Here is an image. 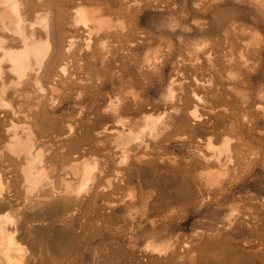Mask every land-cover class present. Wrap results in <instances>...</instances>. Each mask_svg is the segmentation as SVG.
I'll list each match as a JSON object with an SVG mask.
<instances>
[{"label":"rangeland","instance_id":"rangeland-1","mask_svg":"<svg viewBox=\"0 0 264 264\" xmlns=\"http://www.w3.org/2000/svg\"><path fill=\"white\" fill-rule=\"evenodd\" d=\"M35 1L36 7L30 17L49 16V23L54 22L51 27L57 28L62 34L63 55L51 78L41 81L47 92L44 90L41 94L33 84H21L19 87L23 92L18 98L10 95L4 98L5 106L10 103L9 108H18V104L22 102L20 109L24 116L22 114L14 120L15 122L9 119L1 122L0 150L8 141L6 128L24 135L26 133H22V129L26 127V132L29 127V131L35 134L32 135L35 136L33 140L39 142L36 143L37 151L42 146L38 153H41L42 156L39 155L43 161L37 165L38 174H41L28 177L26 169L21 168L25 165L22 157L18 159L11 151V154L6 150L0 151L5 154L3 156L0 153V186L3 188L0 187L3 197H0V202L2 200L6 204L7 200L11 204L2 208L3 203H0V214H3L0 223V239L3 240H0V264H12L10 261L16 256L20 260L15 258L13 264H120L133 257L130 253L133 244L137 245L140 257L133 264H156L151 254L158 256V253L146 246H166L167 242H172L169 243L172 250L178 248L182 250L181 253L185 252L189 242H193L195 248L203 249L201 253L194 251V255H197L196 264H219L218 260L221 258L226 264H264V25L254 23L253 19L258 17L256 10L246 5L245 17L242 16L239 8L245 3L241 0ZM83 7L111 17L114 25L117 22L115 30H101L100 34L95 36L96 32L90 31L94 25L84 26L78 15V11ZM234 21L237 22L238 29L232 35L235 41L231 44L225 37ZM38 25L40 24H37L36 28L39 30L42 26ZM94 30L98 32L97 29ZM90 33L93 37L88 40ZM215 37L217 38L214 39ZM72 42L75 45L71 50H67ZM213 44L218 48L217 53L216 50L213 53ZM63 62H67L65 72H62L59 66ZM106 64H109L108 67ZM48 84H52V88ZM55 86H58L59 91ZM23 89L31 95L24 94ZM187 90L194 96L187 112H194L195 109L199 119L195 120L190 115L192 128H185L183 125L169 137L168 133H171L172 129L166 122L170 120L169 115L177 106L176 96L186 93ZM51 93L54 94L50 96ZM110 95L114 96L110 98ZM94 98L97 101L93 100ZM104 104L107 105L106 111L103 110ZM129 105L134 106L133 108L140 105L143 109L137 114L124 112L122 108ZM29 108H32L33 112ZM4 109L6 110V107ZM39 115L43 119L40 120ZM100 116H109V120L97 121ZM147 118L150 119L149 122L155 121L153 126L156 131L152 138L148 137V142L152 144L149 143L148 149L142 146L137 153L136 150L131 151L133 154L130 153L126 163L118 165L123 156L118 142L120 131L125 130L127 133L130 129L133 136H140L142 132L149 135L150 130L145 127ZM49 119L56 122V128L47 125ZM130 121L134 123L129 125ZM27 124L32 125L30 127ZM75 130L77 134L74 133ZM85 131L86 133H83ZM40 134L42 137L46 135L42 138L44 142L40 139ZM81 136L88 139L81 145L79 152L73 155L71 161L61 163L63 152ZM55 137L59 139L56 140ZM225 138H228L230 160H233H228L229 153L223 152L220 155L223 163L205 162L206 155L216 157L221 153ZM136 141L134 139L131 143L135 144ZM96 144L99 146L96 147ZM2 156L5 158L2 159ZM9 159H18L22 164L13 169ZM105 163L106 166L109 164L106 168ZM105 169L107 170L104 171ZM101 170L104 175H101ZM84 172L90 174L89 182H83L87 177ZM47 177L52 178L54 184ZM108 179L113 185L109 188L110 192L118 186L117 191H113L109 197V206L105 204L107 199L96 197V194L102 192L109 184ZM38 180L41 182L39 186H46L45 189L42 186L35 189ZM182 180L194 188V193L178 198L177 186ZM33 183L35 190L30 189L33 188ZM199 183H202L207 191L203 197L197 196L196 193ZM56 186L60 194L55 196L57 199L53 197ZM80 187H84L83 190L81 188L82 192L79 191ZM67 189L69 192H65ZM31 190H37L35 195ZM37 194L38 197L41 196L39 199H44L42 203L36 197ZM80 196L84 198L80 200ZM163 198L171 201L172 206L168 207L170 210L162 203ZM65 202H68L67 207H71L66 208L65 212L59 211L49 216L52 219L44 217V221L40 220L39 223H36L37 220H28L32 212L33 215L34 212L37 215L36 210L40 213L39 208L42 209L43 205L46 209L47 203L48 207L54 203L64 207ZM36 205L38 208L34 207ZM48 223L51 225L50 231L44 230ZM34 226L39 230L42 227L43 230L32 233L31 228L33 230ZM60 229L65 232L64 235L57 233ZM1 230H5L3 234ZM131 235L134 238L130 241ZM12 241H17L16 245H13L15 243ZM7 247H11L9 253L5 252H8ZM19 251L20 256L17 255L20 254Z\"/></svg>","mask_w":264,"mask_h":264},{"label":"bare ground","instance_id":"bare-ground-1","mask_svg":"<svg viewBox=\"0 0 264 264\" xmlns=\"http://www.w3.org/2000/svg\"><path fill=\"white\" fill-rule=\"evenodd\" d=\"M35 1V0H34ZM34 1L33 0H0V124H1V122H3V121H5V120H7V119H9V121L11 120L12 122H15L14 120L17 118L18 119V117H20L22 114H23V116H24V113H22V110L20 109V103H22V102H18L19 104V107L17 108V107H10L9 108V104L10 103H7L6 105L7 106H5V103H4V98H5V96H8V95H10V96H13V97H19L20 96V94L23 92H21V89H20V87H19V85H24V84H33V86L36 88V90H38V92H40L41 94H43V92L42 91H46V87L45 86H43V83H41V81H43V79H46V80H49L50 78H51V76L53 75V71H54V69H55V66L56 65H58L59 63H60V61H61V59H62V55H63V39H62V34L58 31V29L57 28H55V27H51V23L53 22V21H50V23H49V20H48V18H49V16H47L46 17V15H43V16H36V17H34V18H31L30 16L32 15V12L35 10V7H36V5L34 4ZM206 1H208V0H206ZM233 1V0H232ZM241 1H244V5H243V7H241V8H239V10L241 9V14H242V16H244L245 17V14H246V11H247V8H246V5H248V6H252L256 11V14H258V17L256 16L254 19H253V21H254V23H258V24H262V25H264V17H263V13H264V0H241ZM36 2V1H35ZM200 2V1H199ZM209 2V1H208ZM198 5V4H197ZM80 9V8H79ZM101 9V8H100ZM99 9V10H100ZM98 10V11H99ZM50 11V10H49ZM55 12V11H54ZM101 13V12H100ZM100 13L98 12L97 13V11L96 10H94V9H87V8H81L79 11H78V15H79V17H80V19H81V21H82V23H83V25L85 26V25H88V24H93L94 25V27H93V30H92V28L90 29V31H95L96 32V34H95V36H97L98 34H100V32H101V30H104V31H110V30H112V29H114L115 30V27H116V23H115V25L113 24L114 22H113V20L111 19V17H106V16H104V14H102V15H100ZM49 14V13H48ZM54 14V13H53ZM50 15V14H49ZM53 16V15H52ZM38 17V18H37ZM35 18H37V19H35ZM53 18H54V16H53ZM51 19H52V17H51ZM29 20V21H28ZM54 20V19H53ZM54 23V22H53ZM79 23V22H78ZM118 23H119V21H118ZM200 23V22H199ZM37 24H40L42 27H40V29L38 30L37 28H36V26H37ZM40 25H38V26H40ZM63 25V24H62ZM121 27H123V25H122V23H120L119 24ZM52 26H53V24H52ZM119 26V27H120ZM64 27V26H63ZM89 27V26H88ZM42 29V30H41ZM88 29V30H89ZM94 29H97L98 30V32L96 31V30H94ZM124 29V28H123ZM237 29H238V24H237V22L236 21H234L233 23H232V25H231V27H229V29L227 30V35H226V37H225V39H227V42L228 43H231V42H233V41H235V40H233V38H232V35L234 34V33H236V31H237ZM40 30L41 31H43V33L44 34H42L41 32H40ZM100 30V31H99ZM89 31V32H90ZM122 31V30H121ZM116 32H118V30L116 31ZM92 33V32H91ZM91 33L88 35V37H89V39L88 40H91L92 39V37L93 36H91ZM110 33V32H109ZM108 33V34H109ZM239 33V32H238ZM92 35H93V33H92ZM87 37V38H88ZM217 37H215L214 39H216ZM112 39V38H111ZM66 40V39H65ZM70 40H72V39H70ZM103 41H106V40H104L103 39ZM102 41V42H103ZM225 41V40H224ZM67 42V41H66ZM65 42V43H66ZM91 42V41H90ZM234 43V42H233ZM233 43H231V44H233ZM67 44V43H66ZM89 42H88V46H89ZM223 44V43H222ZM75 44H74V42H72V43H70L69 45H68V47H67V50H71V48L74 46ZM103 45V44H102ZM110 45V44H109ZM113 45V44H112ZM218 45V44H217ZM220 45V44H219ZM237 45V44H236ZM115 46V45H114ZM117 46V45H116ZM115 46V47H116ZM206 46H209V45H206ZM107 47V46H106ZM106 47H105V49H106ZM113 47V46H112ZM221 47V46H220ZM247 47V46H246ZM206 48V47H205ZM213 48H214V50H213ZM213 48H212V50H213V53L215 52V50H216V53H217V51H218V48H217V46H216V44H213ZM114 50H115V48H114ZM243 50V49H242ZM111 52H113V50H110ZM206 51V50H205ZM107 52V51H106ZM109 52V51H108ZM110 52V54H114V53H111ZM194 52V51H193ZM210 52V51H209ZM109 54V55H110ZM223 54V53H222ZM96 55V54H95ZM209 55V54H208ZM115 56V55H114ZM113 56V57H114ZM219 56H220V54H219ZM242 56V55H241ZM109 57V56H108ZM198 57V56H197ZM244 57V56H243ZM230 58V57H229ZM70 59V58H69ZM100 59H102V58H100ZM115 59V58H114ZM212 59H214V58H212ZM215 59H216V57H215ZM199 60V59H198ZM230 60V59H229ZM67 61V60H66ZM103 61V60H102ZM108 61H109V59H108ZM231 61H233V60H231ZM231 61H229V62H231ZM239 61V60H238ZM237 61V62H238ZM66 63L67 62H63L62 64H60L59 66H60V70L62 71V72H65L66 70H67V65H66ZM77 63V62H76ZM80 63V62H79ZM109 63V62H108ZM111 63V62H110ZM228 63V62H227ZM238 63H240V65L242 64L241 62H238ZM69 64V63H68ZM103 64H104V62H103ZM156 64V63H155ZM229 64V63H228ZM248 64V63H247ZM73 65V64H72ZM107 66L106 67H108V65L109 64H106ZM238 65V64H237ZM243 65V64H242ZM94 66V65H93ZM104 66V65H103ZM239 66V65H238ZM245 66H246V64H245ZM85 67V66H84ZM243 67V66H242ZM91 69V68H90ZM98 71V70H97ZM101 72V71H100ZM58 74V73H57ZM56 79V78H55ZM61 79V78H60ZM64 79V78H63ZM90 79V78H89ZM58 81H60L59 79H58ZM100 81V80H99ZM112 81V80H111ZM182 81H183V79H182ZM181 81V82H182ZM25 82V83H24ZM62 82V84H63V81H61ZM65 82H66V80H65ZM65 82H64V84H65ZM87 82V81H86ZM96 82V81H95ZM54 83H55V81H54ZM58 84H59V82H58ZM57 84V85H58ZM61 84V83H60ZM88 84V83H87ZM200 84V83H199ZM48 85H50V87L52 86V84H48ZM84 85V84H83ZM82 85V86H83ZM189 85H192V84H189ZM198 85V84H197ZM201 85V84H200ZM27 86H29V85H27ZM113 86V85H112ZM46 89H45V88ZM57 87L58 86H55V88H56V90H58L57 89ZM67 87H68V84H67ZM84 87V86H83ZM87 87H88V85H87ZM86 86H85V88H87ZM97 87V86H96ZM21 88H23L22 86H21ZM26 88V87H25ZM52 88V87H51ZM50 88V89H51ZM53 89H54V87H53ZM52 89V90H53ZM66 89V88H65ZM95 89H97V88H95ZM100 89H101V87H100ZM24 90V89H23ZM34 90V89H33ZM35 90V92H37ZM25 91V90H24ZM55 91V90H54ZM59 91V90H58ZM28 92L29 91H27V93H26V91L24 92V94H28ZM34 92V93H35ZM47 92V91H46ZM56 92V91H55ZM96 92V91H95ZM30 93H32V91L30 92ZM33 93V94H34ZM94 93V92H93ZM110 93V92H109ZM195 93V92H194ZM23 94V95H24ZM35 94H38V93H35ZM48 94V93H47ZM54 94V93H53ZM52 93L51 94H49L50 96L51 95H53ZM95 94V93H94ZM108 94V93H107ZM197 94V93H196ZM29 95H31V94H28V96ZM45 95V94H44ZM43 95V96H44ZM48 95V96H49ZM81 95V94H80ZM84 95H86V94H84ZM83 95V96H84ZM91 95V94H90ZM45 96H47V95H45ZM44 96V97H45ZM92 96H94V95H92ZM111 96V95H110ZM114 96V95H113ZM113 96H111L110 98H112ZM199 96V95H198ZM13 97H11V98H13ZM22 97V96H21ZM91 97V96H90ZM107 97V96H106ZM177 98H178V100H176L175 102H176V104H175V109H174V112L172 113V114H168L169 115V118H170V120L168 121V122H166L167 124L166 125H168V127H170V129H172L171 130V133H168L167 131H166V133H168V135H169V137L171 136V135H173V132H176L177 130H178V128H180L181 126H183V125H185V128H189V127H191L190 126V115L195 119V120H198L199 119V114H197L196 113V110L194 109L193 111L194 112H187V110H189L190 109V106H191V104H192V102L194 101V96L193 95H191V91H186V93H181L180 95H178V96H176ZM23 98V97H22ZM22 98H20L21 99V101H22ZM97 98H98V96H97ZM103 98V97H102ZM109 98V97H108ZM176 98V99H177ZM7 99V98H6ZM19 99V100H20ZM25 99V98H24ZM27 99V98H26ZM44 99V98H43ZM54 99V98H53ZM79 100H80V98H78ZM130 99V98H129ZM175 99V98H174ZM173 99V100H174ZM197 99H200V98H197ZM92 100V99H91ZM93 100H96V98H94ZM92 100V102H94ZM113 100H116V99H114L113 98ZM112 100V101H113ZM118 100V99H117ZM202 100V99H201ZM29 101V100H28ZM31 101V100H30ZM40 101H41V99H40ZM45 102H47L46 100H44ZM81 101H83V100H81ZM97 101V100H96ZM99 101V100H98ZM103 101V100H102ZM110 101V100H109ZM111 101V102H112ZM200 101V100H199ZM16 102H17V100H16ZM39 102V101H38ZM42 102H43V100H42ZM44 102V103H45ZM101 102V101H100ZM100 102H98L99 104H100ZM139 102H140V100H139ZM115 103V102H114ZM117 103V102H116ZM17 103H15V106H17L16 105ZM49 104V103H48ZM92 104H94V103H92ZM108 104V103H107ZM127 104V103H126ZM3 105H4V107H6V110L4 109V107H3ZM95 105V104H94ZM112 105V104H111ZM123 105V104H122ZM134 105H135V103H134ZM53 106V105H52ZM103 106V105H102ZM109 106V105H108ZM22 107V106H21ZM58 107V106H57ZM101 107V106H100ZM107 107V105H105L104 104V107H103V110H105L106 111V108ZM114 107V106H113ZM116 107V106H115ZM134 106H126V108H122V110L124 111V112H127V113H133V114H137L139 111H141V109H143V106H140V105H137V107L135 106V108H133ZM7 108H9L8 110H7ZM24 108V107H23ZM92 108H93V106H92ZM146 108V107H145ZM30 109V108H29ZM32 109V108H31ZM30 109V110H31ZM37 109V108H36ZM39 109V108H38ZM58 109V108H57ZM79 109V108H78ZM85 109V108H84ZM102 109V108H101ZM116 109H117V107H116ZM24 110V109H23ZM29 110V111H30ZM35 110V109H34ZM75 110H77V109H75ZM80 110V109H79ZM79 110H77L78 112H80ZM98 110V109H97ZM108 110V109H107ZM113 110V109H112ZM112 110H111V112H112ZM25 111V110H24ZM29 111H27V112H29ZM32 111V110H31ZM74 111V110H73ZM76 111V112H77ZM81 111L83 112V110H82V107H81ZM87 111V110H86ZM89 111V110H88ZM91 111V110H90ZM118 111H119V109H118ZM33 112V111H32ZM36 112V111H35ZM39 112V111H38ZM75 112V111H74ZM85 112V111H84ZM95 112V111H94ZM98 112V111H97ZM108 112V111H107ZM113 112H116V111H113ZM121 112V111H120ZM26 113V112H25ZM30 113V112H29ZM88 113V112H87ZM106 113V112H105ZM104 113V114H105ZM117 113H119V112H117ZM189 115H188V114ZM45 114V113H44ZM90 114V113H89ZM108 114V113H107ZM110 114V113H109ZM116 114V113H115ZM47 115V114H46ZM51 115V114H50ZM64 115V114H63ZM62 115V116H63ZM80 115V114H79ZM81 115H83V114H81ZM168 115H167V118H168ZM27 115H25V117H26ZM40 116V115H39ZM48 116V115H47ZM112 116V115H111ZM116 116V115H115ZM24 117V118H25ZM41 117V116H40ZM46 117V116H45ZM51 117V116H50ZM52 117H54V116H52ZM60 117V116H59ZM71 117V116H70ZM77 117H78V115H77ZM31 118V117H30ZM57 118V117H56ZM61 118V117H60ZM139 118V117H138ZM137 118V119H138ZM166 118V119H167ZM27 119H29V117H27ZM32 119V118H31ZM41 119H43L42 117L40 118V120ZM100 119H104V120H109V116H100V117H98V119H97V121H99ZM112 119V118H111ZM136 119V118H135ZM201 119V118H200ZM26 120V119H25ZM30 120V119H29ZM38 120H39V118H38ZM47 120V119H46ZM71 120V119H70ZM77 120V119H76ZM96 120V119H95ZM140 120V119H139ZM149 118H147L146 119V128H148L149 130H150V134L149 135H146V133H144V132H142V135H138V134H136L137 136H133L132 134H130V129H129V131L126 133L125 132V130H121L120 131V133H119V136H118V139H119V145H120V148H121V151H122V154L121 155H123L122 156V158H121V160H120V164H119V162H118V165H121V163H126V161H127V159H129L128 157H129V155L131 156V154H133V153H131V151H134V150H136V152L135 153H137V150L139 149V148H141L142 146H144V148L145 147H147V146H150L149 145V143L150 142H148V141H150L149 139H148V137L150 136H153L152 134L156 131V128L153 126L154 124V122L155 121H152V122H149ZM86 121V120H85ZM135 121H137V120H135ZM33 122V121H32ZM39 122V121H38ZM42 122V121H41ZM107 122V121H106ZM113 122H115L114 120H113ZM112 122V123H113ZM132 121H130L129 122V125H131L130 123H131ZM145 122V121H144ZM44 122H42V124H43ZM68 123V122H67ZM97 123V122H96ZM132 123H134V122H132ZM139 123V122H138ZM5 124V123H4ZM3 124V125H4ZM42 124H41V126H42ZM47 124V123H46ZM105 124V123H104ZM126 124H128V123H126ZM156 124V123H155ZM6 125V124H5ZM13 125H15V124H13ZM27 125H29L30 127H31V125L32 124H27ZM38 125H39V123H38ZM48 126L50 125V128L51 127H54V128H56V122L55 121H53L52 119L50 120H48V124H47ZM95 125H97V124H95ZM95 125H94V127H95ZM134 125H136V124H134ZM26 126V125H25ZM78 126V125H77ZM79 126H80V124H79ZM101 126H102V124H101ZM133 126V125H132ZM162 126V125H161ZM161 126H158L159 128H161ZM164 126H165V124H164ZM40 127V126H39ZM68 127V126H67ZM114 127V126H113ZM49 128V129H50ZM165 128V127H164ZM192 128V127H191ZM2 129V128H1ZM25 129H26V127L24 128V130L22 129V131H24V132H22V133H26V134H22V135H19V133H18V131H11V129L10 128H6L5 130V132H7V134H9V137L7 138L8 139V141L6 142V143H4V145L1 147V150H2V152L3 151H11L12 152V154L14 155V153H15V155H16V157H18V159H19V157H22L23 159H24V163H25V165H23V167H21V168H23V169H26V171L28 172V177L29 176H33V177H35L37 174H38V169H37V165H38V163L39 162H41V161H43V159H41V157H40V155H41V153L39 152L38 153V151L39 150H41L42 149V146H41V144L39 145V146H41V148L40 149H38V151H37V146H36V143L38 142H35L34 140V138H35V136L33 137L32 135H35V134H33V133H31L30 131H29V127H28V129H27V131L25 132ZM47 129H48V127H47ZM76 129V128H75ZM104 129V128H103ZM32 130H34V129H32ZM31 130V131H32ZM40 130V129H39ZM87 130H89V129H87ZM91 130V129H90ZM96 130V129H95ZM148 130V131H149ZM157 130H158V128H157ZM160 130V129H159ZM158 130V131H159ZM162 130V129H161ZM189 130V129H188ZM4 131V130H3ZM50 131V130H49ZM52 131V130H51ZM76 131V132H75ZM74 131V133H76L77 134V130H75ZM39 132V131H38ZM44 131L42 130V133H43ZM47 132H48V130H47ZM66 132V131H65ZM94 132V131H93ZM160 132V131H159ZM180 132V131H179ZM11 133V134H10ZM40 133V132H39ZM61 133V132H60ZM72 133V132H71ZM80 134L82 133V132H79ZM83 133H86V131L85 132H83ZM134 133V132H133ZM147 133H149V132H147ZM157 133V132H156ZM21 134V133H20ZM46 134V133H45ZM49 134H50V132H49ZM49 134H46L47 136H49ZM53 134H54V132H53ZM114 134V133H113ZM160 134V133H159ZM45 135V136H46ZM64 135V134H63ZM87 135V134H86ZM4 136V135H3ZM43 136H44V134H43ZM44 136V137H45ZM61 136V135H60ZM65 136V135H64ZM64 136H61V137H64ZM71 136H72V134H71ZM76 136V135H75ZM103 136V135H102ZM40 139H42V138H44V137H42L41 136V134H40ZM54 137V136H53ZM61 137H60V140H61ZM65 137H67V136H65ZM77 137V136H76ZM117 137V136H116ZM177 137V136H176ZM187 137V136H186ZM37 138H38V134H37ZM49 138V137H48ZM56 138V137H55ZM109 138H111V136H109ZM152 138V137H151ZM154 138V137H153ZM183 138V137H182ZM34 139V140H33ZM57 139H59V138H56V140ZM88 139V137H86V136H81V138L80 139H78V140H76V141H73L69 146H68V148H66V150L63 152V154H64V156H63V159H62V162L61 163H63V164H65L66 162H69V161H71L72 160V157H73V155L75 154V153H78L79 152V150H80V148L82 147L81 145L82 144H84L85 143V141ZM93 139V138H92ZM134 139L135 140H137L136 141V143L134 144V143H131V142H133L134 141ZM37 140V139H36ZM43 140V142H44V139H42ZM46 140V139H45ZM95 140V139H94ZM96 140H98V139H96ZM152 140V139H151ZM153 140H155V139H153ZM41 141V140H40ZM47 141V140H46ZM45 141V142H46ZM156 141V140H155ZM52 142V141H51ZM50 142V143H51ZM96 142V141H95ZM98 142V141H97ZM96 142V143H97ZM39 143V142H38ZM47 144V143H46ZM94 144V143H93ZM99 144H100V141H99ZM99 144H98V146H99ZM103 144H105V143H103ZM132 144H134L133 146H132ZM150 144H152V143H150ZM38 145V144H37ZM49 145V144H48ZM54 145V144H53ZM57 145V144H56ZM101 145H102V143H101ZM43 146H45V144L43 145ZM47 146V145H46ZM96 147H98L97 146V144L95 145ZM102 146H104V145H102ZM50 147H52V146H50ZM49 147V148H50ZM109 147H111V146H109ZM39 148V147H38ZM55 148H56V146H55ZM84 148V147H83ZM86 148V147H85ZM94 148V147H93ZM149 148H151V147H149ZM51 149V148H50ZM95 149V148H94ZM97 149V148H96ZM147 149H148V147H147ZM0 150V151H1ZM54 151V150H53ZM82 151H83V149H82ZM139 151V150H138ZM221 153L220 154H218V155H216V157L215 156H208V157H206L205 156V162H212V163H215V162H222L223 163V158H221L220 157V155L223 153V152H228L229 154V156H228V160H230L231 159V155H230V148H229V141H228V138H225L224 139V141H223V144H222V147H221ZM2 152H0L2 155H3V153ZM11 152H10V154H11ZM88 152V151H87ZM117 152V151H116ZM89 153V152H88ZM91 153V152H90ZM131 153V154H130ZM40 154V155H39ZM43 155H44V153H42ZM77 155V154H76ZM214 155V154H213ZM3 156H5V154L3 155ZM1 157L2 159L3 158H5V157ZM42 156V155H41ZM15 157V156H14ZM44 158H46L45 156H43ZM42 157V158H43ZM47 157H49V155L47 156ZM145 157V156H144ZM95 158V157H94ZM114 158V157H113ZM17 159V160H18ZM46 159H50V158H46ZM46 159H44V160H46ZM139 159V158H138ZM143 159V158H142ZM17 160H15V159H9V162H10V166L11 167H13V169L15 168V167H17V165L18 164H20L21 162H19V161H17ZM51 160V159H50ZM49 160V161H50ZM108 160V159H107ZM146 160V159H145ZM148 160V159H147ZM200 160V159H199ZM233 160V159H232ZM232 160H230V161H232ZM5 161V160H4ZM48 161V162H49ZM95 161V160H94ZM114 161V160H113ZM197 161V160H196ZM225 161H226V158H225ZM45 162H47V161H45ZM105 162V161H104ZM140 162V161H139ZM201 162V161H200ZM2 163H3V161H2ZM54 162H52V165H54L53 164ZM91 163V162H90ZM96 163V162H95ZM108 163V162H107ZM116 163V162H115ZM5 164V163H4ZM22 164V163H21ZM20 164V165H21ZM6 165V164H5ZM58 165V164H57ZM56 165V166H57ZM96 165H97V163H96ZM95 165V167L97 168V166ZM108 165L109 164H107V166H106V163H105V168L106 167H108ZM201 165V164H200ZM9 166V167H10ZM47 166H48V164H47ZM55 166V167H56ZM101 166V165H100ZM8 167V168H9ZM50 167V166H49ZM94 166H93V169L95 168ZM45 168V167H44ZM57 168V167H56ZM66 168H67V166H66ZM42 169V168H41ZM46 169V168H45ZM102 169H103V167H102ZM10 170H12V169H10ZM21 170V169H20ZM50 171H51V169H49ZM54 170V169H53ZM56 170V169H55ZM54 170V171H55ZM65 170V169H64ZM85 170V169H84ZM107 169H105L104 171H106ZM14 171V170H13ZM16 171V170H15ZM25 171V172H26ZM44 171V170H43ZM42 171V172H43ZM47 171H48V169H47ZM49 171V172H50ZM92 171V170H91ZM93 171H95V170H93ZM98 171V170H97ZM103 171V172H104ZM45 172V171H44ZM60 172V171H59ZM67 172V171H66ZM65 172V173H66ZM99 172V171H98ZM97 172V173H98ZM102 172V170L100 171V173ZM3 173V172H2ZM12 173V172H11ZM16 173H18V171H16ZM46 173V172H45ZM48 173V172H47ZM46 173V174H47ZM56 173V172H55ZM63 173V172H62ZM85 174H86V172H84ZM90 173V172H89ZM97 173L95 174V175H97ZM99 173V174H100ZM106 173V172H105ZM21 174V173H20ZM23 174V173H22ZM27 174V173H26ZM39 174H41L40 172H39ZM38 174V175H39ZM76 174V173H75ZM104 175V173H101V175ZM24 175H25V173H24ZM44 175V174H43ZM48 175H50V174H48ZM100 175V176H101ZM46 176V175H45ZM86 179H85V181H84V179H83V182H89L88 180H89V178H90V174L88 175V174H86ZM148 176V175H147ZM23 177H25V179H27L28 177L27 176H23ZM27 177V178H26ZM31 177L29 178V179H31ZM84 177V176H83ZM95 177V176H94ZM94 177H93V179H94ZM109 177V176H108ZM193 177V176H192ZM16 178H17V176H16ZM39 178H40V176H39ZM48 178H50V177H47V179ZM65 178V177H64ZM35 179V178H34ZM33 179V180H34ZM42 179H43V177H42ZM41 179V180H42ZM45 179V178H44ZM43 179V180H44ZM46 179V180H47ZM110 179H111V177H110ZM110 179H108V180H110ZM195 179V178H194ZM198 178H196V180H197ZM1 180V179H0ZM14 180V179H13ZM18 180V179H17ZM21 180V179H20ZM32 180V179H31ZM42 180V181H43ZM50 180V182H52L53 180H52V178H50L49 179ZM52 180V181H51ZM92 180V179H91ZM24 181V180H23ZM28 181V180H27ZM48 181V180H47ZM7 182H8V180H7ZM25 182V181H24ZM34 183H35V181H33ZM39 182V183H38ZM38 182H36V183H38V185L36 186V188L35 189H38L39 187H41V186H39V184H41V182L38 180ZM54 182V181H53ZM52 182V184H54ZM65 182L67 183V181L65 180ZM165 182V181H164ZM198 182H200V181H198ZM1 183V182H0ZM28 183H29V181H28ZM28 183H26V184H28ZM34 183H33V185H32V187L33 188H30V189H33V190H35L34 189ZM43 183V182H42ZM44 183H45V181H44ZM47 183V182H46ZM49 183V182H48ZM96 183H99V182H96ZM106 183H107V180H106ZM109 183V184H108ZM108 187L106 186V187H104L103 188V191L102 192H98L97 194H96V197L99 199H104V200H106L107 199V201L105 202V204L106 205H111L110 204V202L111 201H109V197H110V195L112 194V192L113 191H117V189H118V186H116V187H114V189H112V192H110L109 191V188L111 187V185H112V183H111V180L110 181H108ZM9 184V183H8ZM25 184V185H26ZM32 184V183H31ZM50 184V183H49ZM81 184H82V181H81ZM154 184V183H153ZM202 183H199V187L197 188V196H204L206 193H207V191H206V188L203 186V185H201ZM11 185V184H10ZM9 185V186H10ZM45 185V184H44ZM47 185V184H46ZM51 185V184H50ZM56 185V184H55ZM69 185V184H68ZM68 185H66V187L68 186ZM87 185V184H86ZM104 185V184H103ZM155 185V184H154ZM8 186V187H9ZM22 186V185H21ZM28 186H29V184H28ZM39 186V187H38ZM52 186V185H51ZM54 186V185H53ZM82 186H84V184L82 185ZM88 186V185H87ZM113 186V185H112ZM1 187V186H0ZM38 187V188H37ZM43 187V186H42ZM48 187V186H47ZM60 187H61V185H60ZM59 187V188H60ZM85 187V186H84ZM84 187H80L79 189V191H81L82 192V190H83V188ZM2 188V187H1ZM10 188V187H9ZM11 188H12V185H11ZM44 189L46 188V186L45 187H43ZM43 188H42V190H43ZM51 188V187H50ZM49 188V189H50ZM81 188H82V190H81ZM3 189V188H2ZM1 189V191H3ZM29 189V190H30ZM48 189V188H47ZM56 192H55V195L53 194V197H55V196H57V195H60L59 194V189H58V186H56ZM68 189H69V187H68ZM64 190L65 192H69V190ZM90 189H93V188H90ZM210 189V188H209ZM27 190V189H26ZM40 190V189H39ZM39 190H38V192H39ZM28 191V190H27ZM32 191V190H31ZM37 191V190H36ZM36 191H32L34 194L33 195H35V192ZM55 191V190H54ZM64 191H63V193H64ZM78 191V192H79ZM196 191V190H195ZM28 192H30V191H28ZM37 192V193H38ZM52 192V191H51ZM77 192V193H78ZM81 192H79V195H81L80 193ZM1 193V192H0ZM13 193V192H12ZM49 193H50V191H49ZM90 193V192H89ZM177 194V197L179 198V197H184V196H188V195H191L192 193H194V188H192L191 186H190V184L188 183V182H185L184 180H182V183H180L178 186H177V192H176ZM214 193V192H213ZM30 194H32V193H30ZM29 194V195H30ZM62 194V193H61ZM65 194V193H64ZM71 194V193H70ZM217 194H218V192H217ZM10 195V194H9ZM26 195V194H25ZM51 195V194H50ZM72 195H74V194H72ZM77 195V194H76ZM78 195V196H79ZM2 196V193L0 194V197ZM82 196H83V194H82ZM82 196H80L81 198H80V200H82V198H84V197H82ZM31 197H33V196H30V198ZM36 197H38V194L36 195ZM41 197V196H40ZM40 197H38V199L40 198ZM52 197V196H51ZM50 197V198H51ZM10 198H11V196H10ZM9 198V199H10ZM45 198V197H44ZM49 198V197H48ZM56 198V197H55ZM54 198V199H55ZM135 198V197H134ZM133 198V199H134ZM208 198V197H207ZM1 199H3V197H1ZM12 199V198H11ZM10 199V200H11ZM36 199V198H35ZM57 199V198H56ZM132 199V198H131ZM132 199V200H133ZM29 200H32V199H29ZM39 200H41V199H39ZM42 200H44L43 198H42ZM42 200H41V203H42ZM48 200V199H47ZM50 200H52L53 201V199H50ZM78 200V199H77ZM161 200V199H160ZM159 200V201H160ZM163 204L165 203V206H167V208L169 207H171L172 206V204H171V201L169 200H166V199H164L163 198ZM134 201H136V200H134ZM139 201V200H138ZM155 202L156 201H158V200H154ZM166 201V202H165ZM1 202L3 203V201L1 200ZM0 202V203H1ZM14 202V201H13ZM31 202V201H30ZM38 202V201H37ZM36 202V203H37ZM49 202H51V201H49ZM48 202V203H49ZM53 202H55V200L53 201ZM57 202V201H56ZM58 202H60V201H58ZM62 202V201H61ZM114 202V201H113ZM123 202V201H122ZM130 202V201H129ZM39 203V202H38ZM38 203H37V205H38ZM48 203H47V205H48ZM64 203V202H63ZM66 203H68V202H65V204H64V207H60V206H58L57 205V203L55 204H52V205H49V207L46 205V209L44 208V206L45 205H43L42 206V209L44 208V211H42V209L41 208H39L41 211H40V213H39V210H36L37 211V215H36V213L34 212V214L35 215H33L29 210H32V209H29L28 211L31 213V216H29L28 217V220H32V221H34V220H37V222L36 223H39L40 222V220H42V218H44V217H47V219L49 220V218L51 217V215H53V214H56L57 212H59V211H61V212H65L67 209H68V207L70 206H66ZM125 203V202H124ZM136 203V202H135ZM13 204V203H12ZM40 204V203H39ZM50 204V203H49ZM62 204V203H61ZM76 204H77V202H76ZM82 204V203H81ZM80 204V205H81ZM113 204V203H112ZM155 204V203H154ZM2 205V208H6V207H8V206H10L11 204L9 203V201H7L6 200V204H1ZM34 206V207H37L38 208V206ZM41 205V204H40ZM59 205H60V203H59ZM68 205V204H67ZM78 205V204H77ZM115 205V204H114ZM152 205H153V203H152ZM156 205V204H155ZM15 206V205H14ZM19 206H21V205H19ZM145 206V205H144ZM40 207V206H39ZM71 207V206H70ZM79 206H77V208H78ZM118 207V206H117ZM127 207L129 208V205H127ZM153 207V206H152ZM163 207V206H162ZM29 208V207H28ZM31 208V207H30ZM33 208V207H32ZM67 208V209H66ZM80 208V207H79ZM146 208V207H145ZM155 208V207H154ZM158 207H156V209H157ZM166 208V207H165ZM165 208H163V209H165ZM168 208V209H169ZM33 209H35V208H33ZM3 210V209H2ZM131 211H132V209H130ZM166 210V209H165ZM170 210V209H169ZM1 211V210H0ZM26 211V210H25ZM34 211V210H33ZM76 211V210H75ZM134 211V210H133ZM156 211V210H155ZM44 212V213H43ZM77 212V211H76ZM144 212H145V210H144ZM2 213V212H1ZM30 213H28V214H30ZM131 213H134V212H131ZM147 213V212H146ZM149 213V212H148ZM162 213V212H161ZM76 214V213H75ZM136 214V213H135ZM135 214H131V215H135ZM160 214V213H159ZM25 215V214H24ZM45 215V216H44ZM130 215V216H131ZM147 215H149V214H147ZM162 214H160V216H161ZM2 216H3V214H2ZM2 216H1V214H0V223L2 222ZM50 216V217H49ZM135 218V217H134ZM137 218V217H136ZM135 218V219H136ZM46 219V220H47ZM50 219H52V218H50ZM234 219V218H233ZM14 221V220H13ZM39 221V222H38ZM42 221H44V220H42ZM41 221V222H42ZM135 221V220H134ZM137 221H138V219H137ZM47 222V221H46ZM46 222H44V223H46ZM237 222V221H236ZM52 223V222H51ZM32 224V223H31ZM30 224V225H31ZM0 226H1V224H0ZM4 226V225H3ZM130 226V225H129ZM32 227H33V224H32ZM35 227V226H34ZM40 227V226H39ZM51 227V225H49V223H48V225H45L44 226V230H47V229H49ZM130 228V227H129ZM8 229V228H7ZM25 229V228H24ZM41 230H43L42 229V227L40 228ZM38 231L39 229L37 228V227H35L33 230H32V228H31V231H32V233H34L35 231ZM41 230H39V231H41ZM2 231V234H3V232L5 231H3V230H1ZM16 231V230H15ZM14 231V232H15ZM20 231V230H19ZM49 231H50V229H49ZM59 232H57L58 234L60 233V235H64V231L63 230H58ZM11 232H12V229H11ZM43 232V231H42ZM13 233V232H12ZM29 233H31V232H29ZM8 234H10L9 232H8ZM8 234H7V236H8ZM109 234V233H108ZM12 235L13 234H11V237H12ZM33 235V234H32ZM10 236V235H9ZM10 237V238H11ZM176 237V236H175ZM175 237H173V238H175ZM1 239H2V237H0ZM134 238V236L133 235H131L130 236V241L132 240ZM178 238V237H177ZM0 239V240H1ZM3 239H7V238H3ZM12 239V238H11ZM16 239V238H15ZM13 241H14V239H12ZM62 240V239H61ZM175 240H177V239H175ZM178 240H179V238H178ZM1 241H3V240H1ZM4 241H6V240H4ZM12 241V242H13ZM174 241V240H173ZM188 241V240H187ZM11 242V243H12ZM15 242H17V241H15ZM15 242H13V243H15ZM132 243V242H131ZM169 243H172V242H169ZM168 242H167V244H166V246H160V245H154V246H152V247H150L151 245H147L146 246V248H149V249H151L152 251H155L156 253H158V256H156V255H152L151 254V258L155 261V263L156 264H196V262H195V259H196V254L194 255V251L196 250L197 252H199V253H201V252H203V249H200V248H195L194 246H193V242H189V246H187L185 249H184V251L185 252H183V253H181V251L182 250H179L178 248L177 249H173L172 250V245H170ZM193 243V244H192ZM5 244V243H4ZM18 244V243H17ZM165 244V243H164ZM175 244V243H174ZM174 244H173V247H174ZM193 246H191V245ZM0 245L2 246V243L0 242ZM13 245H16V243L15 244H13ZM169 245H170V247L171 248H169ZM136 244H133V245H131V254H133V257L131 258H128L127 260H125V262H123V263H120V264H133L138 258H140L139 257V254L137 253V249H136ZM20 247V246H19ZM8 248V247H7ZM145 248V247H144ZM169 248V249H168ZM175 248V247H174ZM1 249H3V248H1ZM9 249H11V247H9L7 250H8V252L7 251H5L6 253H9ZM170 249H171V251H170ZM14 251V250H13ZM12 251V252H13ZM170 251V252H169ZM205 251V250H204ZM4 252V253H5ZM11 252V253H12ZM20 252V254H17V255H21V251H19ZM187 252V253H186ZM1 253H3L2 251H1ZM16 253H17V251H16ZM13 254H15V252L13 253ZM148 255V254H147ZM1 256V255H0ZM11 256V255H10ZM14 256V255H13ZM16 256V255H15ZM200 257H203V256H200ZM5 258V257H4ZM12 258V257H11ZM15 258H17V260H20V259H18L19 257H15ZM14 258V259H15ZM21 258V257H20ZM6 259V258H5ZM14 259H12V261L14 260ZM222 259V258H221ZM221 259H219L218 260V263L219 264H226V263H224ZM200 260V259H199ZM12 261H10L12 264H13V262ZM15 261H16V259H15ZM197 261V260H196ZM7 262H8V259H7ZM9 262V263H10ZM17 262H20V261H17ZM15 264V263H14Z\"/></svg>","mask_w":264,"mask_h":264}]
</instances>
